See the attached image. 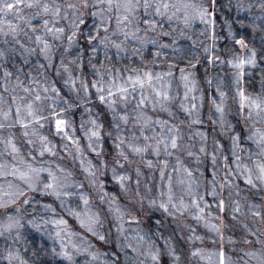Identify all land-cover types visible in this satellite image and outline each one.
I'll return each instance as SVG.
<instances>
[{
  "label": "clouds",
  "instance_id": "9594fccd",
  "mask_svg": "<svg viewBox=\"0 0 264 264\" xmlns=\"http://www.w3.org/2000/svg\"><path fill=\"white\" fill-rule=\"evenodd\" d=\"M0 264H264V0H0Z\"/></svg>",
  "mask_w": 264,
  "mask_h": 264
},
{
  "label": "snow or ice",
  "instance_id": "6c2138e0",
  "mask_svg": "<svg viewBox=\"0 0 264 264\" xmlns=\"http://www.w3.org/2000/svg\"><path fill=\"white\" fill-rule=\"evenodd\" d=\"M56 124H57V126H59V125H61V124H62V121H60V120H57V121H56Z\"/></svg>",
  "mask_w": 264,
  "mask_h": 264
}]
</instances>
